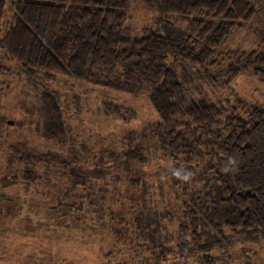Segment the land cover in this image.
Returning a JSON list of instances; mask_svg holds the SVG:
<instances>
[{
    "label": "trees",
    "instance_id": "16d2710c",
    "mask_svg": "<svg viewBox=\"0 0 264 264\" xmlns=\"http://www.w3.org/2000/svg\"><path fill=\"white\" fill-rule=\"evenodd\" d=\"M252 1L145 0L166 26H185L165 33L144 27L140 36L133 37L124 27L131 0H12L10 10L6 0H0V78L25 76L35 81L41 101L35 131L39 137L64 148L71 143L59 94L46 84L56 75L118 93L148 95L159 117L152 134L154 145L172 166V182L184 197L176 215L167 211L162 216L166 223L177 224L175 236L162 231L155 211L145 207L142 213L139 253L158 263L178 251L200 264H215L212 253L223 246L226 231L242 237L264 232V106L240 100L238 107H222L188 100L175 70L179 63L202 69L219 65L216 50L233 30L255 17ZM228 59L223 86L243 73L264 82V52H230ZM240 107L246 117L239 114ZM104 110L125 123L137 118L134 111L111 103ZM21 147L11 150L10 159L23 167L27 184L42 180L35 168L47 169V174L76 169L71 151ZM97 159L100 168L78 170L85 175L82 182L105 176L104 164L110 162L130 174V186L146 191L141 176L131 174L134 164L148 162L142 149L107 152ZM85 185H71L88 190L85 208L82 203V208L69 203L67 209L61 206L50 214L80 221L91 215L89 209L94 215L107 212V189H101L99 196ZM139 200L132 194L133 204Z\"/></svg>",
    "mask_w": 264,
    "mask_h": 264
},
{
    "label": "rangeland",
    "instance_id": "374dc122",
    "mask_svg": "<svg viewBox=\"0 0 264 264\" xmlns=\"http://www.w3.org/2000/svg\"><path fill=\"white\" fill-rule=\"evenodd\" d=\"M11 1L6 0L8 10L12 8ZM252 3L255 17L243 28L233 30L216 50L219 65L209 69L185 63L176 66L188 100H207L222 107H238L240 100L264 106L263 81L243 73L230 86L222 85L225 80L222 71L231 61L230 52H264V0ZM6 19H11V13ZM184 26L176 23L166 26L145 0H131L124 24L133 37L140 36L144 27L165 33ZM40 76L46 80L44 74ZM33 82L25 76L0 78V264H200L178 251L160 263L147 253H139L144 208L155 211L164 227L162 231L175 236L177 224L166 223L162 216L167 211L176 215L184 199L172 182V166L154 145L152 134L159 117L148 95L118 93L71 76L56 75L55 80L46 84L58 92L70 129L71 143L64 148L35 132L40 122L41 101ZM40 82L41 79L37 86ZM106 103L134 111L136 120L125 123L108 116L104 110ZM239 114L246 117L241 107ZM20 145L22 149L42 152L71 151L77 160L76 169L47 174V169L35 168L42 180L27 184L23 167L10 159L11 150ZM132 148L142 149L148 160L144 166L134 164L131 171L141 176L146 191L140 186H130V174L114 168L110 162L104 164L105 176L82 182L85 175L78 170L92 172L100 168L97 158L101 155ZM76 183L86 184L99 196L101 189H107V212L94 215L89 209L91 215L80 221L71 217L68 220L64 217L63 221V217L58 219L59 214H50L61 206L65 210L69 203L77 208L82 203L85 208L88 190L83 186L71 189ZM132 194L140 198L139 203L131 202ZM222 240L223 246L212 253L215 264H264V232L242 237L226 231Z\"/></svg>",
    "mask_w": 264,
    "mask_h": 264
},
{
    "label": "clouds",
    "instance_id": "9594fccd",
    "mask_svg": "<svg viewBox=\"0 0 264 264\" xmlns=\"http://www.w3.org/2000/svg\"><path fill=\"white\" fill-rule=\"evenodd\" d=\"M175 174L179 176V173H175ZM183 179H188V177L184 176Z\"/></svg>",
    "mask_w": 264,
    "mask_h": 264
}]
</instances>
